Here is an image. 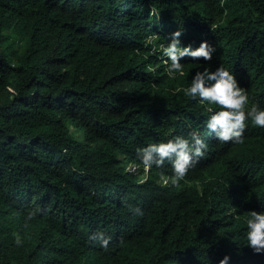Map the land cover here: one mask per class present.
<instances>
[{"label":"trees","instance_id":"obj_1","mask_svg":"<svg viewBox=\"0 0 264 264\" xmlns=\"http://www.w3.org/2000/svg\"><path fill=\"white\" fill-rule=\"evenodd\" d=\"M178 29L216 51L170 77L148 40ZM219 66L264 107V0H0V264H264L244 223L264 208V127L220 142L217 106L183 94ZM194 131L208 148L179 185L139 162Z\"/></svg>","mask_w":264,"mask_h":264},{"label":"clouds","instance_id":"obj_2","mask_svg":"<svg viewBox=\"0 0 264 264\" xmlns=\"http://www.w3.org/2000/svg\"><path fill=\"white\" fill-rule=\"evenodd\" d=\"M167 43H155L157 38L150 37L148 43L153 52H159L165 57V71L170 77L176 74L184 75L182 58L190 57L193 62L210 61L216 49L207 40H202L198 47L181 42L182 30L169 34ZM183 94L190 100L201 104L216 105L209 109L206 128L220 142L239 144L244 142L245 130L249 123L264 127V107L259 102H250L247 90L240 86L235 74L223 66L214 71L208 68L196 70L190 84L183 89ZM208 143L198 132L187 136L177 135L166 141L150 143L137 149V158L145 170L162 169L166 164L171 166V177L163 176V183L179 185L185 179L189 170L202 158L207 151ZM139 212V209L136 210ZM35 213H31L30 217ZM246 225V241L253 253L264 254V208L260 211H248L244 220ZM90 239L97 242L101 248L109 246L110 237L104 232L93 233ZM17 243H21L17 237ZM231 257L225 255L219 264H228Z\"/></svg>","mask_w":264,"mask_h":264},{"label":"rangeland","instance_id":"obj_3","mask_svg":"<svg viewBox=\"0 0 264 264\" xmlns=\"http://www.w3.org/2000/svg\"><path fill=\"white\" fill-rule=\"evenodd\" d=\"M129 167H132V165H130Z\"/></svg>","mask_w":264,"mask_h":264}]
</instances>
